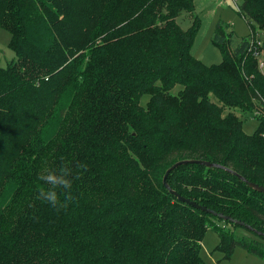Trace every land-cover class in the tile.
Segmentation results:
<instances>
[{"label": "trees", "instance_id": "obj_1", "mask_svg": "<svg viewBox=\"0 0 264 264\" xmlns=\"http://www.w3.org/2000/svg\"><path fill=\"white\" fill-rule=\"evenodd\" d=\"M240 3L249 34L234 41L217 21L221 60L207 65L191 53L193 0H0L14 54L0 66V264H213L200 257L207 228L224 259L237 246L264 260V194L226 170L264 186V73L249 51L264 0ZM231 108H262L256 129ZM187 159L220 167L180 165L170 188L260 234L167 191L166 169ZM77 162L76 202L36 198L44 169Z\"/></svg>", "mask_w": 264, "mask_h": 264}, {"label": "rangeland", "instance_id": "obj_2", "mask_svg": "<svg viewBox=\"0 0 264 264\" xmlns=\"http://www.w3.org/2000/svg\"><path fill=\"white\" fill-rule=\"evenodd\" d=\"M197 7L198 18L200 19V25L195 37L194 43L191 47V53L198 60L201 59L205 64L211 65L218 63L221 60V52L212 43V31L215 22L221 21L223 25L229 24L228 29H231L234 33V41H238L243 36L249 34L248 25L244 18L237 13V9L230 0H193ZM240 3V0H238ZM241 4V3H240ZM195 15V10L193 12ZM177 23L180 27L187 28L191 24L190 14L183 11L177 18ZM259 35V36H258ZM257 37L264 39V35L258 33ZM9 33L4 28H0V66L10 61V57H14L13 52L8 47ZM264 73V68L262 70ZM181 87L179 85L174 86L170 92L176 93ZM148 99L147 95H143L142 103ZM210 100L213 103L220 105L218 100L214 96H210ZM236 116H238L243 123V131L246 134L252 133L258 123L257 119L251 116V113L242 114L240 110L230 109ZM228 109H224L223 114H226ZM236 231L241 235H247L242 228H237ZM219 238L215 231L210 228L204 233V237L201 241L200 257L207 263L213 264H264V260L248 254L240 247H234L230 258L224 259L220 251L215 250V247L219 243Z\"/></svg>", "mask_w": 264, "mask_h": 264}, {"label": "clouds", "instance_id": "obj_3", "mask_svg": "<svg viewBox=\"0 0 264 264\" xmlns=\"http://www.w3.org/2000/svg\"><path fill=\"white\" fill-rule=\"evenodd\" d=\"M76 171L70 163H62L58 169L46 168L37 177L42 182L38 187L37 199L53 208H66L69 203L76 202L73 194V182L81 179L84 172L88 171L87 164L77 162Z\"/></svg>", "mask_w": 264, "mask_h": 264}, {"label": "water", "instance_id": "obj_4", "mask_svg": "<svg viewBox=\"0 0 264 264\" xmlns=\"http://www.w3.org/2000/svg\"><path fill=\"white\" fill-rule=\"evenodd\" d=\"M187 164H197V165H200V166L203 165L205 167H213V168L220 167L219 164H215V163H212V162H209V161H206V160L187 159V160H179V161H176V162L172 163V165L166 169V171H165V173H164V175L162 177V185H164V187L167 189V191L171 195H174L177 198V200H179L180 202L185 203L186 205H190V206H192V207L200 210L201 212H205L206 214L213 215V216H215L217 218L219 217V218H221L224 221H228V222H230L232 224L234 223V224H236L238 226L244 227L247 230L254 231L249 225L247 226L243 222H241L239 220H236L234 218L232 219L230 216L224 215L221 212L216 213L214 210L207 208L205 205L201 206L198 203H196L195 201L186 199V198L182 197L180 194H178L176 191H174L173 189H171L170 186L166 182L167 176L172 172V170L174 168H176V167H178L180 165H187ZM224 169H226V168H224ZM226 170L229 173H234L236 176H238V178L242 182L248 184L256 192H259L261 194H264V186L263 185L260 186V185H258L256 183L249 182L248 180H245L240 175L236 174L233 170L232 171L230 169H226ZM254 232H256V231H254ZM256 233L257 234H260L258 232H256Z\"/></svg>", "mask_w": 264, "mask_h": 264}, {"label": "built area", "instance_id": "obj_5", "mask_svg": "<svg viewBox=\"0 0 264 264\" xmlns=\"http://www.w3.org/2000/svg\"><path fill=\"white\" fill-rule=\"evenodd\" d=\"M235 8L238 10L240 3H238V0H230ZM262 45V39L260 37L255 36L250 40L249 44V51L251 52V56L256 60V63L258 65V69L262 72L264 68V56L262 53V50L259 48ZM263 110L262 108L255 109L253 113H251V116L253 118H256V116H260L262 114Z\"/></svg>", "mask_w": 264, "mask_h": 264}, {"label": "crops", "instance_id": "obj_6", "mask_svg": "<svg viewBox=\"0 0 264 264\" xmlns=\"http://www.w3.org/2000/svg\"><path fill=\"white\" fill-rule=\"evenodd\" d=\"M193 4L195 5V15L198 17V13H197V7H196V4H195V1H193ZM216 23V22H215ZM215 25V24H214ZM13 57H10V59H12ZM196 58V57H195ZM197 59V58H196ZM200 61H202L201 59H199ZM203 62V61H202ZM204 63V62H203ZM205 64V63H204ZM210 65V64H209ZM212 65V64H211Z\"/></svg>", "mask_w": 264, "mask_h": 264}]
</instances>
